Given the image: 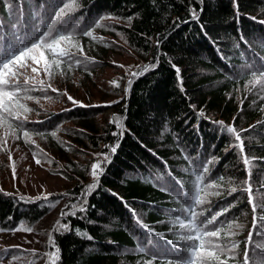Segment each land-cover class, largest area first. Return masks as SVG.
<instances>
[{"label":"trees","instance_id":"1","mask_svg":"<svg viewBox=\"0 0 264 264\" xmlns=\"http://www.w3.org/2000/svg\"><path fill=\"white\" fill-rule=\"evenodd\" d=\"M61 3L62 0H0V31L11 37L12 24L31 31L37 15L42 18L43 30ZM78 3L79 10L70 18L73 24L79 23L78 33L92 30L94 37L99 32L100 36L109 34L115 38V32H120L125 45L142 60L136 72L154 63L158 67L138 78L130 76L127 81L120 77L115 81L118 87L110 82L108 88L101 89V101L91 100V90L88 95L91 99H74L86 107L75 106L69 100L62 101L60 107L38 105L36 114H28L29 122L25 125L34 143L26 144L22 132L17 131L25 146L22 153L31 156L36 153L45 168L67 179L68 184L61 192L66 195L62 209L78 203L90 184H98L87 197V212L62 221L70 223L72 231L58 234L52 227L55 244L61 249L58 264H142L149 257L138 254L137 247L150 249V239L164 247L165 241L141 228L137 218L155 232L164 233L165 239H175L169 232L168 217L175 215L179 205L173 199L175 193L161 191L159 185L174 184L168 176L171 171L185 188L190 187L185 156L192 160L193 166H202L214 157L215 163L209 166V180L223 176L239 184L246 179L238 149L231 147L234 138L225 130L226 126L234 125L237 131L249 129L241 135L248 156L255 158L250 165L252 187L257 198H264V189L259 187L264 183V123H258L264 122L261 110L264 100L259 99L256 90L245 89L249 77L240 73L246 63L264 64V24L259 23L264 20V0H238V19L233 0H203V3L78 0ZM192 7L197 10L199 20L191 19ZM107 15L113 18L109 21L114 22L111 26L101 20ZM176 18L180 19L178 25L173 24ZM98 21L104 27H95ZM240 32L247 44L240 41ZM78 39L83 41L84 54L94 62L72 68L82 73L69 72L67 65L61 67L69 78L79 74L78 81L83 85L97 84V71L111 65L104 56L111 47L101 37L79 35ZM172 64L180 69L179 77ZM102 84L107 86V82ZM56 89L59 94L64 93ZM33 93L37 97L45 94L40 91L30 94ZM108 111L109 117L105 116ZM117 119L120 129L109 122ZM216 121H223L224 125ZM253 125L256 127L251 128ZM1 129L4 128H0L3 135L5 130ZM120 130L124 131L122 138L112 135ZM53 131L57 133L55 137L51 135ZM115 144L119 147L112 155L110 147ZM8 151H0V228L13 226L22 219L38 221L52 208L45 200L27 195L24 186L29 180L28 167L24 161L7 165L9 161L12 163V155L10 160L5 157ZM96 154H108L111 160L98 181L91 175V164L102 159ZM230 186L225 184L222 196L209 197L211 203L204 207L210 210L205 216L234 205L220 220H235L243 226L234 237L241 241L238 250L241 256L237 257L241 259L253 216L247 193L237 191L228 195ZM75 229H80L83 235L76 234ZM254 239L264 242V237Z\"/></svg>","mask_w":264,"mask_h":264},{"label":"snow or ice","instance_id":"2","mask_svg":"<svg viewBox=\"0 0 264 264\" xmlns=\"http://www.w3.org/2000/svg\"><path fill=\"white\" fill-rule=\"evenodd\" d=\"M203 3V0H200ZM236 7L237 19L239 18L238 0H233ZM10 8L11 5H8ZM80 5L78 0H62V3L54 9L49 18V22L41 29V17L37 15L36 19L31 25V31L24 30L22 26L17 24L10 25L12 35L9 37L3 31H0V127L5 131L0 135V151H8L6 145L8 137L20 139L17 131L22 132L24 142L27 144L31 141V135L25 129L28 120V113L33 109L29 108L25 101L35 100L39 103L40 97H35L30 93L40 91L47 93L48 90L57 92L58 89L52 87L50 81L55 75H65L64 68L61 65H67V70L70 72L73 67H80L87 65L89 62H94L91 58L84 54V47L80 43L78 36L89 37L95 39L92 30H86L78 33L77 29L80 27L79 23L73 24L71 16L78 11ZM202 12L203 9L201 8ZM190 17L193 20H199L197 10L192 7ZM105 17H101V20ZM131 19V18H128ZM253 19H255L253 17ZM179 18L173 21L174 25H178ZM185 23L187 21H184ZM264 24V20L259 21ZM95 27H104L99 21ZM203 31V25H201ZM240 41L247 44L243 33L240 32ZM159 48V41H157ZM239 47V44H237ZM83 59L77 58V54ZM158 63L144 66L140 71L134 72L131 75L138 78L144 72L155 70ZM173 69L179 77L180 69L172 64ZM29 70L30 73L29 74ZM41 72L47 77L49 82L43 79H38ZM241 76H247L244 85L247 91L256 90L259 99L264 100V64L255 65L253 63H246L240 69ZM117 87L116 82H112ZM129 85L132 83L128 81ZM181 91H183V82L180 80ZM67 95V93H63ZM45 99L51 100V96H45ZM68 100L75 106L86 107L81 102L76 101L73 97L68 96ZM243 100H241V105ZM264 111V108L261 109ZM203 115V113H201ZM114 123L117 129H120V124L117 120H110ZM215 123L224 125L223 121H216ZM264 123V122H258ZM253 125L251 128H255ZM225 130L231 134L235 143L231 145L232 148L238 149V155L242 160L246 172V179L236 184L234 181L226 180L223 176L216 180H209L210 168L209 166L215 163V158H211L203 163L202 166H193L192 160L185 156L188 160L189 168L186 171L189 173L191 180L190 187L185 188L184 183L172 176L171 171L168 172L169 178L174 181V184H160V190L164 192L175 193L173 199L179 205L174 210L175 215H169L168 223L170 225L169 232L175 237L173 240L165 239V234L155 232V230L144 224L139 218L137 223L153 237H159L165 241V246L161 247L158 243L149 240L150 249L144 247H137V253L149 257L143 260L142 264H264V242H261L256 237H264V198H257L252 187V169L250 167L255 158L249 157L246 152L245 140L241 133L247 132L249 129H241L237 131L236 127L226 126ZM43 137V133H35ZM56 132H51L53 137ZM113 136L123 137L124 131H114ZM119 144L110 147V153L114 155L117 152ZM151 151V150H149ZM102 157L91 164V175L98 181L99 177L103 175L105 165L111 163L108 154H96ZM34 158L36 153H33ZM11 159V156H9ZM35 162L40 164V159ZM13 179H15V168L13 167ZM162 179L157 177V180ZM225 184L231 186L227 188V194L232 195L237 191L247 193V202L251 207L252 212V227L248 231L247 238L243 241L244 248L241 253L238 251L241 241L234 239L240 234L239 230L243 227L235 220L222 221L221 216H225L234 205H228L219 211L213 213L210 217L205 216L206 209L204 206L210 204L209 197L222 196L225 190ZM98 187L97 183L90 184L82 193L81 199L78 203H70L65 205V209L61 210L60 219H58L53 231L58 234H66L72 231L70 223H62L68 217H76L77 213L85 214L88 210L87 197L92 194ZM264 189V183L259 186ZM24 200V197H20ZM47 201L48 197H37ZM58 203V202H53ZM94 207V206H93ZM80 218H83L81 216ZM11 219V218H9ZM92 223V221H89ZM32 233L34 229L23 223L17 227L8 229L0 228V232H20ZM76 234L83 235L80 229H75ZM89 240L91 235H87ZM31 243V241H25ZM39 243V241H37ZM50 250L41 254L37 250H26L21 245H13L5 247L0 251V264H3L7 257L9 264H15L21 257L31 256L33 259L28 260L27 264H37V260H44V264H58L61 260V249L55 244L54 237L49 234V242L46 245ZM54 249V250H53ZM12 253L11 256L8 254Z\"/></svg>","mask_w":264,"mask_h":264},{"label":"rangeland","instance_id":"3","mask_svg":"<svg viewBox=\"0 0 264 264\" xmlns=\"http://www.w3.org/2000/svg\"><path fill=\"white\" fill-rule=\"evenodd\" d=\"M112 19L113 18L110 15L105 16V24L107 26L113 25L114 22H109ZM95 37H101L106 45L111 47L107 51L106 55H104L105 59H107L111 65L97 71L95 77L97 84H81L78 81L79 74L71 78L65 75L62 76L60 74H57L50 81L53 87H58L62 92H66L69 96L73 97V99H91L92 97L91 100L93 101H101L102 99H100L99 95H101L100 92L102 88H108L110 82H115L120 77H123V79L127 81L129 77L132 76L131 74L136 72L142 64V60L138 58L137 53L133 49H129V47L125 45L120 32H115V38H113L109 34L100 36L99 32L95 33ZM79 41L82 45H84L81 39H79ZM117 41H119L121 44H117ZM77 58H80L79 54H77ZM82 72L83 71L81 70H74L72 73ZM29 74H31L30 70ZM38 79H43L46 82H49L43 72H41ZM103 82H107V86L102 84ZM90 90L92 94L91 97L88 96L90 94ZM31 95L34 96V93ZM45 96H51L52 99H45ZM39 97V103H37L35 100L25 101L27 106L33 109V111L28 114H36L35 111L40 104L48 107H60L62 105V101H68L67 95H63V93H55L51 90ZM110 114L111 111H108L105 113V116L109 117ZM7 147L9 148L7 155H5V157H7V160L9 159V156L12 155V163L10 164L9 161V163L7 162V165L11 166L16 162L24 161L26 164V168L28 167L29 180L26 181L24 186L25 189L27 187V195L32 198L47 196L48 200L45 202L49 203L52 208L45 216L41 217L38 221L28 222V220L22 219L15 225L7 227L8 229H12L17 227L20 223H23L25 225L31 226L34 229L32 233H25L23 231L15 232L14 234L11 232H0V251H2L5 247L21 245L26 250L30 251L32 249H35L38 253L43 254L50 250L46 245L49 242V234L51 233L52 235V227L55 224L58 216L60 215L62 205L66 199V195H61V192L65 190L64 186L68 184V181L62 175L49 171L42 163L37 164L35 162L37 158L31 156L30 153H22L21 150L25 146L21 141V138L20 141L17 142V139L9 136L7 140ZM53 197L54 200L52 199ZM26 240L31 241V243H26ZM37 241H39V243H37ZM8 255L11 256L12 253H9ZM31 259H33V257L31 256L21 257V259L16 261L15 264H27V261ZM3 264H9V260L7 257L4 259ZM37 264H44V260H37Z\"/></svg>","mask_w":264,"mask_h":264}]
</instances>
